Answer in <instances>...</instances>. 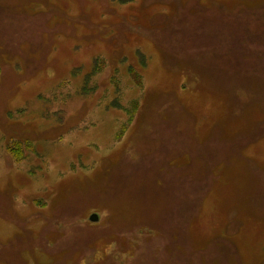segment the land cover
Masks as SVG:
<instances>
[{
	"label": "rangeland",
	"instance_id": "1",
	"mask_svg": "<svg viewBox=\"0 0 264 264\" xmlns=\"http://www.w3.org/2000/svg\"><path fill=\"white\" fill-rule=\"evenodd\" d=\"M0 264H264V0H0Z\"/></svg>",
	"mask_w": 264,
	"mask_h": 264
},
{
	"label": "trees",
	"instance_id": "2",
	"mask_svg": "<svg viewBox=\"0 0 264 264\" xmlns=\"http://www.w3.org/2000/svg\"><path fill=\"white\" fill-rule=\"evenodd\" d=\"M112 1H114V3H116L117 4V2H119V3H123V4H129L130 2H132L133 0H112ZM252 59V58H251ZM245 62V61H244ZM249 64H252V62L250 61V63ZM95 65H97L96 63H95V61L93 62V68L91 69V71H89V72H87V73H85L84 74V77H83V92H84V94H89V93H93V90H94V88H93V86L91 87V89L90 90H88V91H85V89H84V87H86V84H90V82H92V78L95 76V74H96V72L95 71H97V69H98V67L96 68V66ZM79 72L77 71V70H75L74 71V74L76 75V74H78ZM113 79H115V77H113ZM253 79H255V74L253 75V76H251L250 78H248L247 80H239L238 82L240 83V85H242L244 82H246V81H248V80H253ZM135 81L137 82V84L138 85H142V79H141V75H139V76H136L135 77ZM114 84H115V82H114ZM116 85V84H115ZM245 88H247L246 86H245ZM248 89V88H247ZM131 108L132 109H134L135 108V103H132V106H131ZM46 111V113H47V109L45 110ZM43 113H45L44 111H42ZM26 115V114H25ZM25 115H22V116H25ZM41 116H43L44 117V115H41ZM54 118H56L55 116L54 117H50V116H46V119H49V120H51V119H54ZM57 119V118H56ZM132 119V118H131ZM64 119H61V120H59V119H57V123L59 124V126H61L60 128H63L62 127V125H65V122L64 123H60L61 121H63ZM71 128H73V126L71 127ZM26 140V142H28L27 143V147H31V145L29 144V140H27V139H25ZM23 141V140H22ZM22 141H18V144L19 145H22L23 144V142Z\"/></svg>",
	"mask_w": 264,
	"mask_h": 264
},
{
	"label": "water",
	"instance_id": "3",
	"mask_svg": "<svg viewBox=\"0 0 264 264\" xmlns=\"http://www.w3.org/2000/svg\"><path fill=\"white\" fill-rule=\"evenodd\" d=\"M90 220L93 222V223H96L98 220H99V216L96 215V214H93L90 218Z\"/></svg>",
	"mask_w": 264,
	"mask_h": 264
}]
</instances>
